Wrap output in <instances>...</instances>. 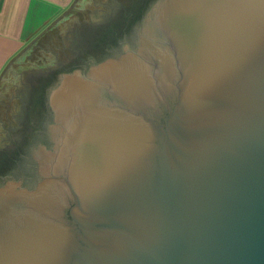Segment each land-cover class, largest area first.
Returning a JSON list of instances; mask_svg holds the SVG:
<instances>
[{
	"label": "water",
	"instance_id": "95a60500",
	"mask_svg": "<svg viewBox=\"0 0 264 264\" xmlns=\"http://www.w3.org/2000/svg\"><path fill=\"white\" fill-rule=\"evenodd\" d=\"M115 32L0 162V264H264V0H143Z\"/></svg>",
	"mask_w": 264,
	"mask_h": 264
},
{
	"label": "rangeland",
	"instance_id": "374dc122",
	"mask_svg": "<svg viewBox=\"0 0 264 264\" xmlns=\"http://www.w3.org/2000/svg\"><path fill=\"white\" fill-rule=\"evenodd\" d=\"M143 0H79L16 66L0 90V162L23 140L35 119L43 84L71 67H82ZM1 172V169H0Z\"/></svg>",
	"mask_w": 264,
	"mask_h": 264
},
{
	"label": "crops",
	"instance_id": "0c3cea01",
	"mask_svg": "<svg viewBox=\"0 0 264 264\" xmlns=\"http://www.w3.org/2000/svg\"><path fill=\"white\" fill-rule=\"evenodd\" d=\"M78 1L0 0V90L11 67L55 29Z\"/></svg>",
	"mask_w": 264,
	"mask_h": 264
},
{
	"label": "flooded vegetation",
	"instance_id": "af4514ba",
	"mask_svg": "<svg viewBox=\"0 0 264 264\" xmlns=\"http://www.w3.org/2000/svg\"><path fill=\"white\" fill-rule=\"evenodd\" d=\"M124 32V31H123ZM117 33V32H116ZM116 33H112L111 35H112V37H111V43H109V45L108 46H106L105 47V50H104V48L101 50V51H104V54L103 55H101L100 57H98V56H95V58L93 59L94 60V62H93V64L95 63V62H97V63H101V62H104V61H106V59L107 58H110V57H114V55L116 54V53H118V51H119V47H120V44H119V42H116V39H117V36H118V33L116 34ZM125 36L127 35V31H125ZM99 40H100V38H96V39H93V41H92V44L94 43L95 45H97V46H99V48L101 47L100 45H98V42H99ZM114 44H116V45H114ZM92 60V59H91ZM92 60V61H93ZM86 62L87 61H85V64H86ZM23 141H25V140H23ZM22 141V142H23ZM23 145H24V142L22 143ZM21 151L23 152L24 151V149H23V147H21L18 151H15V154H17V153H21ZM14 154V153H13ZM29 153H27V151H26V153H24L23 154V156H25V157H23V159H27V157H28V161H30L29 159H30V155H28ZM12 155V154H11ZM19 157V156H18ZM18 157L17 158H15V156H14V158L12 157V158H10V157H8V159H7V161L5 162V164H6V168H8V170L9 171H11V169H13V171H18V170H20V163H21V158H19L18 159ZM10 158V159H9ZM28 168L30 169L31 167H30V164H28Z\"/></svg>",
	"mask_w": 264,
	"mask_h": 264
}]
</instances>
